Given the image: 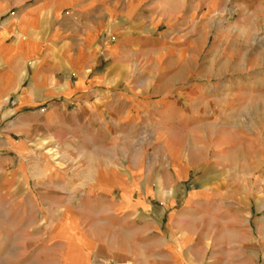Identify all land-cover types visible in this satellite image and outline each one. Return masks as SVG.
<instances>
[{
	"label": "crops",
	"instance_id": "1",
	"mask_svg": "<svg viewBox=\"0 0 264 264\" xmlns=\"http://www.w3.org/2000/svg\"><path fill=\"white\" fill-rule=\"evenodd\" d=\"M225 1L0 0V198L7 219L24 214L39 260L264 264L251 209L224 204L203 173L186 187L194 165L175 134L199 131L202 113L178 103L180 73H157L183 69L194 47L154 23L202 21ZM65 214L70 239L57 232Z\"/></svg>",
	"mask_w": 264,
	"mask_h": 264
},
{
	"label": "rangeland",
	"instance_id": "2",
	"mask_svg": "<svg viewBox=\"0 0 264 264\" xmlns=\"http://www.w3.org/2000/svg\"><path fill=\"white\" fill-rule=\"evenodd\" d=\"M230 2L225 1L202 21L155 22V33H192L194 47L181 57L183 69L172 71L169 60L168 69H157V73H180L174 79L179 84L178 103L183 109L202 113L201 128L189 135L191 139L187 134H175L180 150L194 165L186 187L201 185L194 177L203 173L208 177L203 184L215 186L225 197L224 204L234 195L241 207L251 209L258 239L264 235V0ZM217 12L233 15L223 20ZM182 89L188 90L190 101ZM130 136L136 142L142 135ZM163 157L165 152L156 143L155 160ZM69 163H65L68 173L73 169ZM0 202V264H55L39 260V245H23L24 231L18 227L24 226V214L17 210L7 219V199L0 198ZM31 218L34 225L40 214L33 212ZM61 222L59 236L70 239L75 232L70 215L65 214ZM12 224L17 227L16 239L7 244ZM32 233L39 235L40 230L33 228ZM68 261L72 263L71 258Z\"/></svg>",
	"mask_w": 264,
	"mask_h": 264
}]
</instances>
